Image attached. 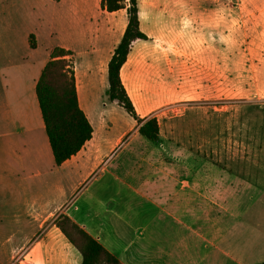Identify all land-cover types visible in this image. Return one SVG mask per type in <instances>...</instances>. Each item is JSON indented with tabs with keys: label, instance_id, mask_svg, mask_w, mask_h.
<instances>
[{
	"label": "rangeland",
	"instance_id": "obj_1",
	"mask_svg": "<svg viewBox=\"0 0 264 264\" xmlns=\"http://www.w3.org/2000/svg\"><path fill=\"white\" fill-rule=\"evenodd\" d=\"M75 1L81 13L73 22L66 10ZM136 2L147 39L131 44L121 69L127 96L140 117L156 118L157 141L228 169L242 190L251 189L250 200L248 193L241 198L255 248L248 264H264V0ZM126 20L125 9L102 12L100 0H0L3 50L13 45L6 57L25 62L8 91L26 109L31 72L54 47L70 45L73 55L66 59L82 81L92 127L97 120L106 130L131 129L133 119L106 96V64ZM35 32L38 47L24 51L20 38ZM41 123L39 116L34 125ZM13 228L0 224V264L11 262Z\"/></svg>",
	"mask_w": 264,
	"mask_h": 264
},
{
	"label": "crops",
	"instance_id": "obj_2",
	"mask_svg": "<svg viewBox=\"0 0 264 264\" xmlns=\"http://www.w3.org/2000/svg\"><path fill=\"white\" fill-rule=\"evenodd\" d=\"M79 3L66 10L70 21L80 17ZM93 6L96 10L95 1ZM4 34L0 31V54L5 56H0V224L17 230L9 237L15 240L10 264H81L78 251L54 225L59 215L119 264H248L251 251L255 257L251 223L243 220L241 203L247 193L250 200L251 189L242 190L236 174L208 159L147 140L134 120L129 130H106L97 120L92 127L74 67L78 103L92 136L75 155L55 165L43 121L34 125L41 117L35 84L49 53L31 72L30 105L23 110L8 85H17V70L25 62L6 57L15 49L3 50ZM27 35L20 38L24 51L30 49ZM33 36L35 50L37 33Z\"/></svg>",
	"mask_w": 264,
	"mask_h": 264
},
{
	"label": "trees",
	"instance_id": "obj_3",
	"mask_svg": "<svg viewBox=\"0 0 264 264\" xmlns=\"http://www.w3.org/2000/svg\"><path fill=\"white\" fill-rule=\"evenodd\" d=\"M100 7L107 13L125 9L127 19L121 37L107 62V99L119 104L135 121L139 134L156 142L159 133L156 118L139 117L120 79V69L127 60L131 44L147 39L139 27L137 2L100 0ZM28 45L32 49L36 46L32 34L28 36ZM72 55L70 50L54 47L35 84V96L54 164L57 166L75 155L92 136V127L78 103L73 70L66 59ZM54 225L78 251L81 264H119L114 255L67 216L59 215L54 220Z\"/></svg>",
	"mask_w": 264,
	"mask_h": 264
}]
</instances>
